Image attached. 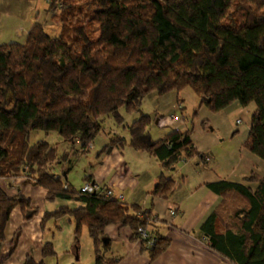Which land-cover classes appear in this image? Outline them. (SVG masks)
Masks as SVG:
<instances>
[{"label":"trees","instance_id":"16d2710c","mask_svg":"<svg viewBox=\"0 0 264 264\" xmlns=\"http://www.w3.org/2000/svg\"><path fill=\"white\" fill-rule=\"evenodd\" d=\"M47 12L60 25L57 36L36 22L24 45H0V178L29 172L27 178L47 191V201L81 202L84 206L75 210L46 213L42 227L72 217L79 249L86 225L96 264L115 263L101 249L110 224L129 227L154 261L170 239L158 231L151 209L107 197L106 189L77 190L67 180L76 161L70 153L75 159L89 153L110 119L129 139L112 136L97 155L124 146L148 153L161 167L151 195L169 199L182 161L209 162L195 147L192 128H172L154 140L155 118L144 104L154 95L191 88L199 98L193 119L202 108L218 114L235 103L254 104L244 147L264 161V0H51ZM130 116L135 117L131 124ZM42 134H57L69 151L60 153L55 143L39 139ZM58 165L62 173L56 172ZM244 181L257 186L227 180L206 184L222 202L200 233L232 264H264V177L251 174ZM16 208L26 221L38 213L29 198L0 191V264L19 246L21 230L3 252ZM140 229L154 234L153 246ZM42 255H56L52 242L44 243ZM25 264L45 263L28 257Z\"/></svg>","mask_w":264,"mask_h":264},{"label":"crops","instance_id":"0c3cea01","mask_svg":"<svg viewBox=\"0 0 264 264\" xmlns=\"http://www.w3.org/2000/svg\"><path fill=\"white\" fill-rule=\"evenodd\" d=\"M38 4L39 0H0V45L10 43L24 45L26 43L34 23H42ZM148 102L150 109L147 113L155 118V123L151 127V135L154 140L163 138L172 128L182 131L192 128V140L195 147L198 152L210 156L211 161L205 163L198 157L182 161L174 173V193L167 200L153 198L151 191L161 173L160 164L154 157L148 153L136 151L129 146L118 147L109 154L97 155L112 136L117 135L129 139L128 134L117 128L112 120L105 119L104 130L99 135L101 137L98 140L99 144L96 143L98 137L92 143L89 153L78 156L76 159L73 156L74 152L70 153V159L76 161L67 177L69 184L73 187H80L86 182L101 183L103 186L113 189L115 195L123 194L124 202L128 206H141L144 210L151 209L152 218L158 225V231L170 239V245L165 252L152 261L149 253L143 250L141 241L132 239V230L129 227L110 224L106 226L101 236L103 256L113 260L114 264H232L214 251L200 233L202 224L222 202L221 196L208 189L206 184L220 180L244 183V178L254 173V161L260 168H263V171L264 161L244 149L241 152L242 157L252 163L253 169L241 172L240 179H224L217 173L219 165L210 155L211 147L217 143V138L213 134L214 130L207 132L203 126L206 116L212 114L206 108H202L197 118L193 119V115L187 111L186 102L182 98L181 92L161 97L154 95L148 99ZM179 102L183 104V110L175 123L161 125L160 120L171 116L173 106ZM234 112L241 115L242 119L236 121V126L231 125L228 128L229 133L236 136L243 135L246 141L249 136L252 112L249 113L247 108L235 103L221 113L225 114V119L229 121V115ZM182 117H186L187 121L180 122ZM134 118L133 116L128 117L127 122L131 124ZM239 122L241 125H238ZM243 123L246 125L243 126ZM39 136H41L40 139H44L42 135ZM66 151H69V147L65 144L60 149V153ZM79 171L82 172L80 179L76 176ZM56 172L62 173L59 165L56 167ZM0 191H4L9 196L23 195L31 200L34 207L38 208L37 215L30 221L24 219L20 208L14 209L6 230L7 239L4 253H8L16 231L21 230V237L18 249L6 264H25L28 257L33 258L37 263L43 261L46 264L48 258H52L42 255V247L46 242L53 243L55 256H58L56 234L53 231L49 233L53 234L50 241L46 237L45 230L51 223L57 229L58 236L63 235V229L59 222L66 217L57 221L50 220L45 227H42L44 215L57 212L62 207L75 210L84 205L81 202L64 199H57L54 202L47 201V191L34 185L25 176L13 179L0 178ZM171 209L177 210L178 213L173 219L169 215ZM70 218L72 220H69V223L72 224L73 218ZM58 241L61 242L60 239ZM71 249L79 251V249H75L73 243L64 250L70 252ZM93 254L96 264L94 244Z\"/></svg>","mask_w":264,"mask_h":264},{"label":"rangeland","instance_id":"374dc122","mask_svg":"<svg viewBox=\"0 0 264 264\" xmlns=\"http://www.w3.org/2000/svg\"><path fill=\"white\" fill-rule=\"evenodd\" d=\"M50 3H51V0H47V1L39 0L38 5H39V10L41 12L40 17L42 19V24L45 25L48 33H50L51 35L57 36L59 34L60 25L54 19H52V15H50V13L46 11ZM99 35H100V31H97L96 36L99 37ZM181 96L186 102L188 113L190 115H193L194 111L197 110L198 108V104H199L198 96L191 88H187L183 92H181ZM178 105H181L182 110H183V104L179 102L173 106L172 113H173V109ZM149 107L150 105L147 100L146 103L144 104V109L146 110V112L149 111L150 109ZM254 110H255L254 104L250 105L247 108V111L249 113L251 112L253 113ZM210 114L212 115L206 116V120L203 126L207 132L214 130L213 132L214 137L217 138V143L211 147V152H210V155H212L213 159H215L217 164L219 165V169L217 170V173L221 177H224V179H228V178L240 179V176H239L240 173L243 171H247L249 169L251 171V169H253V165L250 161L244 159L241 153L242 150L246 149L244 147V144L247 140L245 141V138L243 135L238 134V136H236L233 134L234 135L233 136L232 134L229 133L228 128L231 125L236 126V121L238 119H242V116L239 115L237 112H234L233 114L229 115L230 116L229 121H227L225 119V114L223 113L217 114L216 116L213 115V113L211 112ZM162 120H166V119H161L159 123H161ZM238 125H241V123L239 122ZM244 125L246 124L243 123V126ZM42 136L46 138L44 134H42ZM40 138L41 136H39V139ZM100 138L101 137L97 139L96 141L97 144H99L98 140H100ZM46 140L52 143H55V146L58 150L62 149L63 145L66 144L63 141V139L59 137L57 134H51L50 136H48V139ZM254 157L256 156L254 155ZM261 168L260 166H258L256 161H254V173H251V174H255V175H259L263 177L264 171H263V168L262 169ZM28 173H23V176L27 177ZM81 173L82 172L79 171L78 175H76L77 178L80 179ZM244 183L248 184L249 186H253V187L257 186L255 182H245L244 181ZM82 186L75 187V188L79 190L81 189ZM69 220H72V219L70 217H66L63 221L59 222V225L62 226V229H63V235L58 236V234L56 233L57 229L54 228L51 223L49 224L50 229L48 228L45 230V234L47 235L46 237L50 241H51V238L53 237V234L50 235L49 233L53 231V233L56 234L57 246H58V256L48 258V260L46 261V264H95L94 254H93V242L88 235V229L86 225H84L81 230L79 251L76 252L71 249L72 251L70 250L69 252V251L64 250L69 245H71V243L73 244L75 243V239H74L75 238V223L73 221L72 224H70ZM49 235L50 237L48 238ZM58 239H60L61 242H59Z\"/></svg>","mask_w":264,"mask_h":264},{"label":"built area","instance_id":"2783aa9c","mask_svg":"<svg viewBox=\"0 0 264 264\" xmlns=\"http://www.w3.org/2000/svg\"><path fill=\"white\" fill-rule=\"evenodd\" d=\"M181 112H182V106L181 105L176 106L173 109L172 115L169 116L166 120H162L160 124L166 126L168 124L175 123L176 119H178L177 118L178 115H180ZM181 121H182V123L183 122H186L187 121V118L186 117H182L181 120H180V122ZM176 127H178V125H176ZM205 161L206 162H210L211 161L210 156L206 155L205 156ZM105 189L107 190L105 192L107 197H115V198H118V200H120V201H125V196L123 194H119L117 196V195H115V192H114L113 189H111V188H105V186H103V184H101V183L86 182L81 187L80 191L82 193H84V194H88V193H98V192H101V191H103ZM177 214H178L177 213V210H175V209H171L170 212H169V215H170L171 219L175 218L177 216ZM140 232L142 233L143 238L149 240L148 246H150V247L153 246V244L155 242V236H154V234L153 235H149L148 232H146L143 229H140Z\"/></svg>","mask_w":264,"mask_h":264}]
</instances>
